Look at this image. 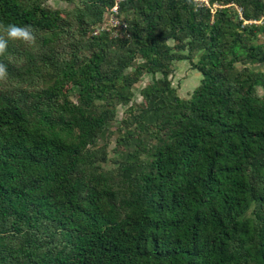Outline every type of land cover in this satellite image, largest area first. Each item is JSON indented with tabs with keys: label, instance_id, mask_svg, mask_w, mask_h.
<instances>
[{
	"label": "trees",
	"instance_id": "1",
	"mask_svg": "<svg viewBox=\"0 0 264 264\" xmlns=\"http://www.w3.org/2000/svg\"><path fill=\"white\" fill-rule=\"evenodd\" d=\"M66 1L0 0L37 30L0 56V264H264V0Z\"/></svg>",
	"mask_w": 264,
	"mask_h": 264
},
{
	"label": "rangeland",
	"instance_id": "2",
	"mask_svg": "<svg viewBox=\"0 0 264 264\" xmlns=\"http://www.w3.org/2000/svg\"><path fill=\"white\" fill-rule=\"evenodd\" d=\"M45 2L50 5L51 7H69L70 4L66 0H45ZM108 23V15H104L103 25ZM253 67L257 69L264 70V63L263 64H254ZM172 74L170 77V83L176 88V92L181 97L188 96L190 90L194 85L197 84L199 80V73L195 69H191L188 65V62L185 59L177 60L173 62L172 66ZM148 75L143 74L140 79L133 84V98L135 100L139 99V95L137 89L140 85L145 83L148 80ZM118 112H116V117L121 116V112L123 107L117 106Z\"/></svg>",
	"mask_w": 264,
	"mask_h": 264
},
{
	"label": "clouds",
	"instance_id": "3",
	"mask_svg": "<svg viewBox=\"0 0 264 264\" xmlns=\"http://www.w3.org/2000/svg\"><path fill=\"white\" fill-rule=\"evenodd\" d=\"M36 31L32 25L21 26L11 22H0V56H4L8 51L10 41L34 46L37 40ZM8 79L7 65L0 62V82H7Z\"/></svg>",
	"mask_w": 264,
	"mask_h": 264
},
{
	"label": "built area",
	"instance_id": "4",
	"mask_svg": "<svg viewBox=\"0 0 264 264\" xmlns=\"http://www.w3.org/2000/svg\"><path fill=\"white\" fill-rule=\"evenodd\" d=\"M195 2H196V4L197 5H200V4H204V5H207V0H194ZM212 5H216L215 3H212ZM115 5H113L112 6V10H115ZM117 23V20L114 18V17H112V16H110V17H108V23H107V25L109 24V25H114V24H116Z\"/></svg>",
	"mask_w": 264,
	"mask_h": 264
}]
</instances>
